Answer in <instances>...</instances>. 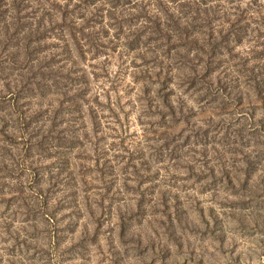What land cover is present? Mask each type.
<instances>
[{"label": "rangeland", "instance_id": "obj_1", "mask_svg": "<svg viewBox=\"0 0 264 264\" xmlns=\"http://www.w3.org/2000/svg\"><path fill=\"white\" fill-rule=\"evenodd\" d=\"M0 264H264V0H0Z\"/></svg>", "mask_w": 264, "mask_h": 264}]
</instances>
